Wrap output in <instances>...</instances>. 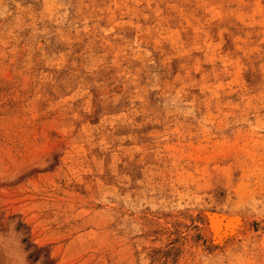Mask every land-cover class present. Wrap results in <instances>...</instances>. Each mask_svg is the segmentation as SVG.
Listing matches in <instances>:
<instances>
[{"label": "rangeland", "instance_id": "rangeland-1", "mask_svg": "<svg viewBox=\"0 0 264 264\" xmlns=\"http://www.w3.org/2000/svg\"><path fill=\"white\" fill-rule=\"evenodd\" d=\"M0 264H264V0H0Z\"/></svg>", "mask_w": 264, "mask_h": 264}, {"label": "bare ground", "instance_id": "bare-ground-1", "mask_svg": "<svg viewBox=\"0 0 264 264\" xmlns=\"http://www.w3.org/2000/svg\"><path fill=\"white\" fill-rule=\"evenodd\" d=\"M221 218H222V217H221ZM215 219H216V218H215ZM223 219H224V218H223ZM212 221H213V220H212ZM215 222H216V220H215ZM217 222H220V221H217ZM218 224H219V227H220V226H221L220 223H218ZM221 224H222V223H221ZM217 228H218V227H217ZM216 234H217V233H216Z\"/></svg>", "mask_w": 264, "mask_h": 264}]
</instances>
